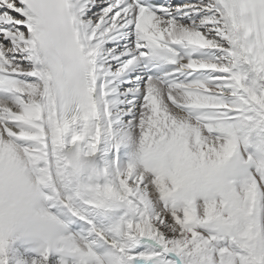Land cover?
<instances>
[{
    "label": "snow or ice",
    "instance_id": "1",
    "mask_svg": "<svg viewBox=\"0 0 264 264\" xmlns=\"http://www.w3.org/2000/svg\"><path fill=\"white\" fill-rule=\"evenodd\" d=\"M0 264H264V0H0Z\"/></svg>",
    "mask_w": 264,
    "mask_h": 264
}]
</instances>
